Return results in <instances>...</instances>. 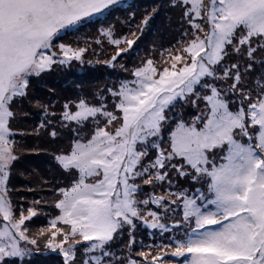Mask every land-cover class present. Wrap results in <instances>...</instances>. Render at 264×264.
I'll use <instances>...</instances> for the list:
<instances>
[{"label":"snow or ice","instance_id":"obj_1","mask_svg":"<svg viewBox=\"0 0 264 264\" xmlns=\"http://www.w3.org/2000/svg\"><path fill=\"white\" fill-rule=\"evenodd\" d=\"M122 6L0 0V264H264V0H168L175 22L143 48L158 9L113 23ZM105 43L102 89L36 93ZM26 106L41 118L21 128ZM22 149L55 166L31 201ZM44 206L58 214L31 229Z\"/></svg>","mask_w":264,"mask_h":264},{"label":"rangeland","instance_id":"obj_2","mask_svg":"<svg viewBox=\"0 0 264 264\" xmlns=\"http://www.w3.org/2000/svg\"><path fill=\"white\" fill-rule=\"evenodd\" d=\"M133 1L134 0H123L122 8H126L127 6L128 7L122 12V15L114 16L112 18L110 17L111 21L113 23H116L117 19H119L120 21H123L125 17L128 16L130 13H135V15L138 17V13L135 12L134 9H131L132 5L130 4L133 3ZM145 1L148 2L149 4H154L153 7H156L157 9H158V6L162 7L165 5V7H163L161 10H158L151 25L149 26V28L145 30V34L141 37L142 43H143V40L149 38V43L151 47L153 40H158L162 36H166L167 34L169 17H170L168 14H166V11L168 10V8L166 7L168 0H145ZM152 8L148 12H150ZM72 36H73L72 33L68 34V38H72ZM110 51H111L110 47L105 43L103 49L98 55L88 57L89 59L93 60V63L91 65L87 63L84 65H80L78 63L73 62V64L70 67L58 68L57 70L45 75L42 80L36 82V85H35L36 93L40 97H47L51 90L56 94L53 97V99H55L58 95H65L68 97H73V95H78L81 93L86 94L87 92L91 91L93 87H95L94 86L95 83L97 87L104 86L105 83H109V82H107L104 79H101L98 76L99 74L97 75L96 71L98 70V68L111 69L103 64V60L108 58L107 54ZM62 78L64 80L61 81ZM97 81H99V83ZM40 88H44V93H41L38 91L40 90ZM26 111L28 112V115L24 117L26 121H22L20 125H23L29 128L33 120H35L34 121L35 123H39V120L41 118V113H39L40 111L39 108L32 107L29 109L26 106ZM40 143L41 142L38 141V144ZM22 162H23V165L25 166L17 165L18 166L17 172L26 168L29 173L30 168L32 167L34 169V167L36 166V163L34 160H28V161H22ZM27 174H25L24 180H26ZM52 174H54V168L51 167V168H48V170L40 169L38 172L35 173L34 177L36 180H39L40 182L41 179H43L44 177H49ZM29 188H32V186H30ZM26 193H29V192L26 191ZM43 193H46V192H43ZM26 195L31 196V193L26 194ZM50 212H52L53 215L58 214V210H55V209L54 211H50ZM39 215L40 214L35 216V218H38ZM37 222H40V220H38ZM38 264H42V263H38Z\"/></svg>","mask_w":264,"mask_h":264},{"label":"trees","instance_id":"obj_3","mask_svg":"<svg viewBox=\"0 0 264 264\" xmlns=\"http://www.w3.org/2000/svg\"><path fill=\"white\" fill-rule=\"evenodd\" d=\"M130 5H132L131 9H134L135 12L138 13V17L142 16L146 11H149L154 6V4H149L145 0H134L133 3H131ZM163 7H165V5L162 6V7L158 6V10H161ZM126 8H120V9L115 10L111 14V18L114 17V16L122 15V12ZM166 14L171 16L172 20L174 22L175 15L170 13L169 10L166 11ZM144 46L150 47L149 38L143 40L142 48ZM142 54H143V52L141 51V55ZM96 73H97V75L99 74L98 76L101 79H104L107 82H110L112 79L116 78V76L113 74V70L112 69L98 68ZM62 80H64V79L62 78L61 81ZM97 82L99 83V81H97ZM94 86L95 87H93L92 90L87 92L86 94L94 93V92H96V91H98V90H100V89H102L104 87V86H102V87L98 86L97 87L96 83L94 84ZM38 91L41 92V93H44V88H40V90H38ZM64 96L65 95H58L57 97H64ZM74 96H76V95H73V97ZM39 113H41V110L39 111ZM193 114H195V113H193ZM23 121H26L25 118L23 119ZM34 121L35 120L32 121L31 126L33 124H36ZM20 127L21 128H27V127H25L23 125H20ZM31 144L37 145L38 141L37 140H32ZM28 160H34L35 161L36 166L34 167V169L30 166L31 168H30V172L29 173H28V170L26 168L21 170V171H19V172H17L18 171V166L17 165L25 166V165H23L22 161H28ZM21 163H22V165H21ZM51 167L54 168L55 166H54V161L52 160L51 155L48 152H45L43 150L27 151V150H23L22 149L21 152H20L19 160H18V162L16 164V167L14 169V174L12 176V184L22 194H29V193H26V191H27V189H29L30 186H32V188H35L38 185H40L42 180H48L53 175L52 174L49 177H44L39 182V180H36L35 177H34L35 173L38 172L40 169L48 170V168H51ZM25 174H27L26 180H24ZM45 176H46V174H45ZM46 178H48V179H46ZM43 192H46V193H43ZM40 195H45L49 199V201L54 199V197L51 195L47 185H44L42 192H40ZM32 197H33L32 195L31 196L29 195L28 196V201H31V199H33ZM28 201H22V202L27 203ZM44 207H45V214H40L38 216V218L33 217L32 221L28 222L29 227L31 229L38 230L40 227L47 226V223H48V220H49L50 216L46 215V213H48L50 211H54V208H50V207H47V206H44ZM38 220H40V222H37ZM141 236L144 238L146 243L149 242L148 230L147 229H141V231H140V233H139L137 238L139 239ZM38 263H42V264H59V257L56 256L55 254L46 256V255H43L42 253H37V254H35L33 264H38Z\"/></svg>","mask_w":264,"mask_h":264}]
</instances>
